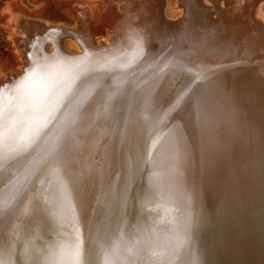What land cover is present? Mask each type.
<instances>
[{
	"label": "snow or ice",
	"instance_id": "obj_1",
	"mask_svg": "<svg viewBox=\"0 0 264 264\" xmlns=\"http://www.w3.org/2000/svg\"><path fill=\"white\" fill-rule=\"evenodd\" d=\"M210 35L147 68L141 66L145 51L137 32L127 50L85 49L76 58L41 55L39 41L32 45L31 68L14 85L0 88V264H211L193 252L206 217L194 203L195 187L187 184L192 153L184 124L177 119L169 126L197 83L212 84L205 104L235 99V90L226 88L214 68L187 63L200 51L225 50ZM169 70L194 78L156 115L155 88ZM196 115L199 120V106ZM130 127L143 146L127 160L120 187L115 181L101 184L108 212L93 222L83 215L85 182L94 179L95 164L103 181L113 162L111 137L118 133L123 144ZM91 132L99 133L91 138L92 150L109 138L95 164L91 155L81 156ZM138 180L142 186L133 192ZM38 213L53 225L54 240L41 244L32 234L29 221Z\"/></svg>",
	"mask_w": 264,
	"mask_h": 264
},
{
	"label": "bare ground",
	"instance_id": "obj_2",
	"mask_svg": "<svg viewBox=\"0 0 264 264\" xmlns=\"http://www.w3.org/2000/svg\"><path fill=\"white\" fill-rule=\"evenodd\" d=\"M102 1L106 3L105 10H100L104 7L101 2L102 6L97 3L90 4L88 10L83 11L86 19L84 24L88 23L89 29L78 40L85 45L88 51L106 53L112 49L127 50L132 42V33L137 32L142 36L145 51L141 66L147 68L154 59L167 58L178 48L188 50L198 37L210 33L209 39L214 44L223 46L225 50L222 53L213 52L210 49L200 51L198 55L189 57L187 63L189 67H194L196 63L203 62L214 68L223 79L226 88L232 90L235 80L233 73L238 66V60L233 51V42L224 35L225 29L219 24L220 19H224L222 13L224 10L220 9L219 0L216 2L218 6L207 5L202 0H178V7L184 9L182 16L175 21L173 18L172 21L165 19L163 11L166 4L164 5L163 0H129L130 2H126V5L120 3L117 9L115 8L119 12L116 10L112 12L115 7L111 8L112 0ZM237 1L233 0L230 3L228 0L233 8L246 7L237 5ZM250 3L253 6L255 2ZM110 8L112 14H110ZM122 17L123 20H121ZM252 21L246 24L251 27L250 30L255 27H264V22L261 23L254 18ZM103 24H107V28L103 27ZM51 27L53 26H47V24L34 26L36 32L38 31L36 43L39 41L40 44L37 51L44 50L49 57H51L50 51L45 49L47 39L42 36L47 28ZM24 30L22 32L25 33ZM109 31L112 36H108ZM251 35H253L252 31L246 33L247 44ZM110 37L113 40L112 45L109 43ZM96 39L99 40L96 42ZM27 41L29 43L28 39ZM106 42L109 43L107 46L110 45L108 48H104ZM76 45L81 51L78 42ZM51 46L53 50L54 47ZM31 49V52L23 50L26 53H22L29 62L27 63L25 59L27 66L31 62L32 46ZM61 51V55L68 58H76L83 53L81 51L77 54H69L62 45ZM27 66H24V71L27 70L25 69ZM151 72L152 69H149L142 78H147ZM7 76L0 75V88L15 84L12 80L14 77ZM193 78L191 73L187 72L175 70L166 72L155 88L154 114L159 115L170 107L177 96L192 84ZM104 83L110 84L111 76ZM150 83L156 82L151 81ZM211 88V82L197 83L185 98L184 103L172 113L169 119V126L177 119L184 124L186 144L192 153L187 166V184L189 187H195L196 200L194 203L197 210L202 211L206 217V222L197 235L193 252L196 258L208 260L211 264H264V147L263 149L258 148L264 142L263 140L255 142L246 124L240 123L241 126L238 128L236 121L239 114L235 99L216 98L211 103H203L205 95ZM198 106L200 108L199 120L196 115ZM98 135V132H91L87 137L89 144L81 149V156L91 155L94 164L103 155L105 145H109V138L105 137L101 139L99 146L92 150L91 138ZM193 141L196 151L192 148ZM137 146L142 147L143 142L133 127L127 130L123 144L120 142L118 133L111 137L110 151L114 154L113 162L107 168L103 181L100 179L99 164H95L97 171L94 179L90 183L85 182L83 202L85 218L93 222H99L104 218L108 209L101 184L115 181L117 187H120L124 183L127 160L135 155ZM141 186L138 180L133 187V192ZM88 201L96 204L95 207L100 203L99 211L90 210L86 206ZM134 214V212L130 213V215ZM150 215L156 216L157 213ZM29 225L32 234L38 235L40 239H42L40 234L49 236V240L45 237L42 243L52 241L50 237L54 238L53 225L43 213H38L33 217ZM161 227L164 226L161 225ZM205 249L210 252V255L203 254Z\"/></svg>",
	"mask_w": 264,
	"mask_h": 264
},
{
	"label": "rangeland",
	"instance_id": "obj_3",
	"mask_svg": "<svg viewBox=\"0 0 264 264\" xmlns=\"http://www.w3.org/2000/svg\"><path fill=\"white\" fill-rule=\"evenodd\" d=\"M99 1L100 3H98ZM99 1L0 0V75H5L6 77H8V74L21 75L24 73V66L29 63L22 53H26L23 50L31 52V46L36 43L38 31L36 32L34 28L35 30L33 29L32 31L34 34L32 33L33 35H31L27 31L26 22L74 28V26L84 24L86 19L83 16V11L85 9L88 10L87 8L90 4L97 3L102 6L103 3L104 7L100 8V10L103 11L106 8V3L102 0ZM231 1L233 0H229L230 3H232ZM202 2L211 5L208 0H202ZM229 2L228 0H219V7L224 10V19L221 18L219 24L225 29L224 35L233 42V51L235 52L236 60H238V66L233 73L235 80L232 85V90L234 89L236 92L235 100L239 114L236 123L238 128L241 124H246L255 142H261L262 140L264 142V27H255L256 30H250L251 27L246 26L247 23L252 21V16L247 12L248 8V11L253 12L255 20L261 23L264 22V0H238L237 5L246 6L243 9L233 8ZM250 2L255 3L252 6ZM178 3V0H166L165 10L163 11L165 19L172 21L173 18V21H175L182 16L184 8L178 7ZM23 30L26 34L22 32ZM250 31H252L253 35L248 38L247 44L246 33H250ZM110 33L109 31L108 36H112V33ZM25 37L27 38L25 39ZM19 40L20 42L22 40L25 45L17 44ZM98 40L96 39V42ZM76 44L77 41L72 39L65 44L63 49L69 54H77L81 51L78 50ZM105 44L109 43L106 42ZM19 45L22 47L20 48ZM51 47V45L45 47V49L47 48L46 51L51 52ZM23 58L27 60V63H25L26 60L24 61ZM194 141L192 142V148L196 151ZM263 147L264 144L258 146V148L262 149ZM86 206L90 210L97 212L99 211L100 203L95 207L96 204L88 201ZM40 235L42 239L38 243L41 242L42 244L43 239L45 237L48 239L49 236L47 234ZM55 238L56 236L54 235V238L50 237V240Z\"/></svg>",
	"mask_w": 264,
	"mask_h": 264
},
{
	"label": "water",
	"instance_id": "obj_4",
	"mask_svg": "<svg viewBox=\"0 0 264 264\" xmlns=\"http://www.w3.org/2000/svg\"><path fill=\"white\" fill-rule=\"evenodd\" d=\"M210 3H211V5L213 6V5H217L218 6V3L216 4V2L218 1V0H208ZM126 2H130L129 0H112V2H111V8H112V6H115L114 7V9H112V12H113V10H114V12H115V10L117 9L116 7H118V5L121 3V4H125ZM163 3H164V5L166 4V0H163ZM127 4V3H126ZM125 4V5H126ZM111 8H110V14H112V12H111ZM116 8V9H115ZM106 9V8H105ZM104 9V10H105ZM248 10H249V8H248ZM247 10V12L252 16V18H254L253 17V12L252 11H248ZM117 12H119V10H116ZM223 13V12H222ZM121 14V13H120ZM121 20H123V17L121 18ZM38 24H40V23H30V22H26V28H27V31L31 34V35H33L32 33V31H33V28H34V26L35 25H38ZM43 25V24H42ZM129 26V25H128ZM103 27H105V28H107V24H103ZM111 27V26H110ZM87 29H89V25H88V23H86V24H83L82 26H78V27H76V28H73V27H62V28H55V26H53V27H51V28H47V30H46V32L43 34V36L42 37H46V39H47V42H46V44H45V47H48L49 45H53V47H54V49L51 51V53H49V55H51V56H54V55H57V54H62L61 52V45H62V47L64 48V46H65V44L68 42V41H71L72 39L73 40H76L78 43H79V45H80V49H81V51H84L86 48H85V45L84 44H82L79 40H78V38L79 37H81L82 35H84V33H86V30ZM51 33H56V35H55V37L53 38L52 36H51ZM18 42H20V40L19 41H17V44H18ZM110 45H112L113 44V40H112V38L110 37ZM147 44H148V42H146ZM20 44H22V40H21V42H20ZM61 44V45H60ZM109 45V46H110ZM109 46H107V45H105L104 46V48H108ZM39 54H41V55H46L47 54V52H45L44 50H39V52H38ZM81 54H83V53H81ZM80 54V55H81ZM67 56H70L69 54H67ZM75 56V55H74ZM31 66H32V63L30 62V64L25 68V69H27L26 71H24V73L23 74H21V75H14V74H8L9 75V77L11 78H13L14 77V79H12V80H14V82L16 83L19 79H22L23 78V76L26 74V72L31 68ZM3 88V87H2Z\"/></svg>",
	"mask_w": 264,
	"mask_h": 264
}]
</instances>
